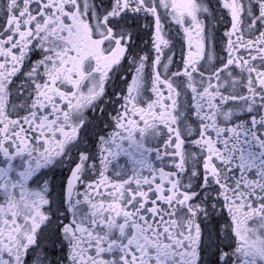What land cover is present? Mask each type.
I'll use <instances>...</instances> for the list:
<instances>
[{
  "label": "snow or ice",
  "instance_id": "obj_1",
  "mask_svg": "<svg viewBox=\"0 0 264 264\" xmlns=\"http://www.w3.org/2000/svg\"><path fill=\"white\" fill-rule=\"evenodd\" d=\"M0 264H264V0H0Z\"/></svg>",
  "mask_w": 264,
  "mask_h": 264
}]
</instances>
